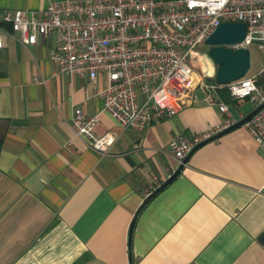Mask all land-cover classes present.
Here are the masks:
<instances>
[{
    "label": "crops",
    "instance_id": "1",
    "mask_svg": "<svg viewBox=\"0 0 264 264\" xmlns=\"http://www.w3.org/2000/svg\"><path fill=\"white\" fill-rule=\"evenodd\" d=\"M49 1L0 0V12L37 11ZM3 24L0 264H264V152L247 126L191 154L140 210L129 247L136 212L174 165L169 142L192 139L223 114L199 94L175 115L122 127L93 95L107 84L104 73L58 74L52 34L25 46ZM206 59L214 71L208 56L196 64ZM226 93L218 91L224 102ZM227 104L237 119L252 110ZM74 107L98 114L97 135H114L106 153L74 135Z\"/></svg>",
    "mask_w": 264,
    "mask_h": 264
},
{
    "label": "built area",
    "instance_id": "2",
    "mask_svg": "<svg viewBox=\"0 0 264 264\" xmlns=\"http://www.w3.org/2000/svg\"><path fill=\"white\" fill-rule=\"evenodd\" d=\"M225 21L246 24L242 41L229 48L255 43L264 52V0H50L37 11L0 12V23H8L22 45L44 44L54 36L56 47L49 59L58 74L95 80L104 73L107 84L93 95L122 127L143 128L175 115L194 104L199 94L205 104L217 107L223 114L219 122L192 139L177 136L169 142L174 165L164 180L195 144L244 117L235 118L219 97L220 89L233 100H249L253 109L263 104L244 125L264 152V84L259 83L264 72L218 84L214 71L205 72L196 64L200 56H208L198 48L207 46V37ZM6 36L0 32V47ZM98 121V114L73 108L74 135L85 138L90 150L104 154L115 137L110 132L97 135Z\"/></svg>",
    "mask_w": 264,
    "mask_h": 264
},
{
    "label": "water",
    "instance_id": "3",
    "mask_svg": "<svg viewBox=\"0 0 264 264\" xmlns=\"http://www.w3.org/2000/svg\"><path fill=\"white\" fill-rule=\"evenodd\" d=\"M246 32V24L244 22H236V21H225L221 22L217 28L207 37L205 40V44L208 47L207 55L212 60V62L216 66L215 70V81L218 84H227L233 80H236L242 76H244L249 68L250 57L247 48H237L232 50L229 48V45L240 43ZM260 106L252 109L248 114H246L243 118L239 119L236 123L224 129L221 132H218L211 137L204 139L197 144H195L186 158L183 160V164L179 165L178 168L164 180L158 187L153 190L144 200L139 210L136 212L130 228L128 232L129 239V247L132 237V230L134 226L135 219L140 212V210L144 207L148 201L155 196L158 192L162 191L166 188L182 171L184 165L187 163L191 154L200 146L213 141L223 134L244 125L250 118L255 114ZM132 264V263H131Z\"/></svg>",
    "mask_w": 264,
    "mask_h": 264
},
{
    "label": "rangeland",
    "instance_id": "4",
    "mask_svg": "<svg viewBox=\"0 0 264 264\" xmlns=\"http://www.w3.org/2000/svg\"><path fill=\"white\" fill-rule=\"evenodd\" d=\"M247 49H248L249 57H250V64H249V68L246 72V75H253V74H256V73L261 72V71L264 72V52L261 49H259V47L255 43L250 44L247 47ZM198 50L200 52H204L207 54L208 47L204 46L203 48H198ZM206 64H207V68H209L210 71H212V68H210V64L207 61V59L205 62H203V67H206ZM214 68H215L214 69V74H215V70H216L215 64H214ZM207 81H209L210 83L215 82L214 79H212V78H208ZM259 83L264 84V73H263V77L259 78ZM224 100L227 103H232V101H233V99L227 93H226V95H224ZM237 101H243L244 103L247 104L248 108H250V109H253V107H254V104L251 103L247 99H242V100H237ZM232 108L234 110H236L235 105H232Z\"/></svg>",
    "mask_w": 264,
    "mask_h": 264
},
{
    "label": "bare ground",
    "instance_id": "5",
    "mask_svg": "<svg viewBox=\"0 0 264 264\" xmlns=\"http://www.w3.org/2000/svg\"><path fill=\"white\" fill-rule=\"evenodd\" d=\"M199 59H200V61L202 62L203 56H200ZM204 71H205V72H210V69L207 68V67H205Z\"/></svg>",
    "mask_w": 264,
    "mask_h": 264
},
{
    "label": "trees",
    "instance_id": "6",
    "mask_svg": "<svg viewBox=\"0 0 264 264\" xmlns=\"http://www.w3.org/2000/svg\"><path fill=\"white\" fill-rule=\"evenodd\" d=\"M1 25H4L3 23H0ZM228 94V93H227ZM229 95V94H228Z\"/></svg>",
    "mask_w": 264,
    "mask_h": 264
}]
</instances>
